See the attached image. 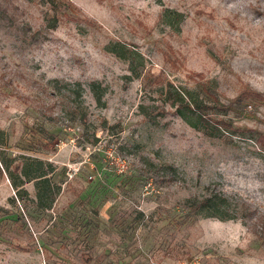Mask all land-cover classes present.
Returning <instances> with one entry per match:
<instances>
[{"label": "rangeland", "instance_id": "374dc122", "mask_svg": "<svg viewBox=\"0 0 264 264\" xmlns=\"http://www.w3.org/2000/svg\"><path fill=\"white\" fill-rule=\"evenodd\" d=\"M261 138L264 0H0V264H264Z\"/></svg>", "mask_w": 264, "mask_h": 264}, {"label": "trees", "instance_id": "16d2710c", "mask_svg": "<svg viewBox=\"0 0 264 264\" xmlns=\"http://www.w3.org/2000/svg\"><path fill=\"white\" fill-rule=\"evenodd\" d=\"M204 89V88H203ZM206 89V90H205ZM204 89V93L206 94V97L212 101V106H209V100L206 101H195L190 98V96L185 94V98L180 94L176 93L173 103H177V114L182 116L188 123H190V126H192L194 129L201 130L206 135L210 136L208 130L210 129V123H214L215 127H222L225 122H223L222 119H209L207 116H209V110H213L216 115H220V113H225L228 109L232 107L233 104L242 101L243 99H250V97H254L255 99H259L260 95L255 93H249L252 96H245L242 94V96H239L235 101L230 102L229 104L223 106L218 103L217 98L212 94L211 91H209L207 88ZM188 96V98H187ZM245 96V98H243ZM246 101V100H244ZM248 105V104H247ZM181 110H186L190 114H195L197 120L190 121L186 114L182 112ZM213 115V114H212ZM213 120V122H212ZM260 143L264 141V138H261ZM264 145V144H262ZM36 164L38 166L45 165L44 168L46 170H40V168H35L34 170H31V164ZM52 165L48 163H43L38 160H32V159H25V162L21 164L20 168L17 170H20L22 173L23 179L25 182H30L35 180V186L37 189V197L39 201L41 202L44 195L46 194L48 183H47V175L52 170ZM33 171V172H32ZM12 179V186L14 188L21 187L23 185L24 180H20L19 182H16L14 177H11ZM222 202V201H221ZM220 200H218L217 196L214 195L212 197H207L202 200H193L189 201L187 206V217L190 215L195 216H201V217H214L218 218L219 220H226V219H232V216H229L228 214H225L227 216H223V212H216L217 209L220 208V206H223ZM220 213V214H219ZM227 213V212H224Z\"/></svg>", "mask_w": 264, "mask_h": 264}]
</instances>
